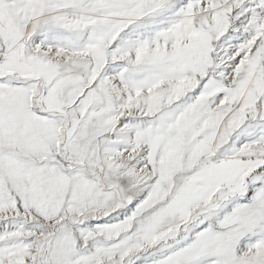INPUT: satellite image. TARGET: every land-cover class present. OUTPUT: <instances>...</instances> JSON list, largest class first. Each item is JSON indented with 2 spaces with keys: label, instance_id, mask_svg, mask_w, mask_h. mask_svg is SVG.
<instances>
[{
  "label": "snow or ice",
  "instance_id": "1",
  "mask_svg": "<svg viewBox=\"0 0 264 264\" xmlns=\"http://www.w3.org/2000/svg\"><path fill=\"white\" fill-rule=\"evenodd\" d=\"M0 264H264V0H0Z\"/></svg>",
  "mask_w": 264,
  "mask_h": 264
}]
</instances>
